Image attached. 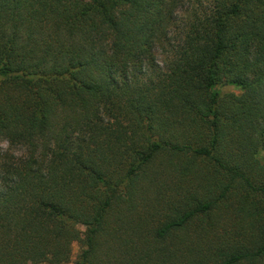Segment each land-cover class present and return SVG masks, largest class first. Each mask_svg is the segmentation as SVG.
Returning <instances> with one entry per match:
<instances>
[{
	"label": "trees",
	"instance_id": "1",
	"mask_svg": "<svg viewBox=\"0 0 264 264\" xmlns=\"http://www.w3.org/2000/svg\"><path fill=\"white\" fill-rule=\"evenodd\" d=\"M262 154L264 0H0V264H264Z\"/></svg>",
	"mask_w": 264,
	"mask_h": 264
},
{
	"label": "rangeland",
	"instance_id": "2",
	"mask_svg": "<svg viewBox=\"0 0 264 264\" xmlns=\"http://www.w3.org/2000/svg\"><path fill=\"white\" fill-rule=\"evenodd\" d=\"M218 87L221 90V93L225 94V95L231 94L234 97H238L242 93V90L240 88H237L235 86H231L228 84H222V85H219ZM7 145H8L7 141L3 140L1 142V147H7ZM262 158H264V154H262ZM80 228L83 231L85 229L84 226H80ZM83 249L84 248H83L81 243H77V242L74 243L71 258L67 262V264H76L80 259V255H81Z\"/></svg>",
	"mask_w": 264,
	"mask_h": 264
}]
</instances>
